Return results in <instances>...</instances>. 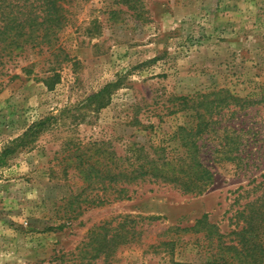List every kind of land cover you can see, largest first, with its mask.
<instances>
[{
    "label": "rangeland",
    "instance_id": "374dc122",
    "mask_svg": "<svg viewBox=\"0 0 264 264\" xmlns=\"http://www.w3.org/2000/svg\"><path fill=\"white\" fill-rule=\"evenodd\" d=\"M123 1L69 0L60 43L70 61L55 67L52 90L42 82L54 66L45 52L0 64V150L32 122L57 119L0 169V264H54L93 226L113 229L124 216L136 218L141 236L96 264H207L203 234L174 229L207 215L227 240L243 226L239 212L264 193V103H243L264 97V0H137L133 10ZM105 87L106 104L97 106L89 97ZM224 97L214 131L197 141L213 174L202 195L145 183L130 188L129 200L81 203L76 220L53 230L66 199L84 188L74 170L63 171L70 150L94 142L118 156L133 142L172 149L193 121L191 110L179 111L182 101Z\"/></svg>",
    "mask_w": 264,
    "mask_h": 264
},
{
    "label": "trees",
    "instance_id": "16d2710c",
    "mask_svg": "<svg viewBox=\"0 0 264 264\" xmlns=\"http://www.w3.org/2000/svg\"><path fill=\"white\" fill-rule=\"evenodd\" d=\"M69 0H0V64L12 63L23 56L27 50H38L52 57L53 68L50 75L42 80L52 90L59 83L56 72L62 63L70 61L69 55L60 43V36L66 28ZM129 9H135L137 0H124ZM4 64V65H3ZM22 71H26L22 68ZM31 73L30 70L26 72ZM19 78L18 75L10 79ZM105 87L90 95V101L97 106L106 104L108 93ZM232 99V98H231ZM234 99V98H233ZM183 100V99H182ZM225 97L191 106L182 101L179 111L193 112L192 124L180 130L181 142L169 149L168 146L131 143L124 156H118L105 142L92 143L88 150L79 148L69 151L66 168L74 170L82 180L84 188L79 194L66 199L68 210L64 222L53 230H62L83 212L81 203L95 207L114 201L129 200L134 192L132 187L145 183L169 184L183 195L197 197L202 195L213 181V174L201 159V146L197 141L208 134L212 116L223 107ZM236 103L241 101L234 99ZM264 103L248 100L243 103ZM53 115L34 121L24 132L8 141L0 150V169L8 165L9 157L16 153L31 150L40 136L49 131L56 123ZM84 200L81 199L82 196ZM243 226L227 236L208 221L207 215L196 219L187 228H175L181 233L203 234L210 250L207 264H264V193L239 212ZM135 217L124 216L115 228L105 223L93 226L86 240L72 252L54 256V264H96L106 261L119 247L138 240L141 231L136 230Z\"/></svg>",
    "mask_w": 264,
    "mask_h": 264
}]
</instances>
